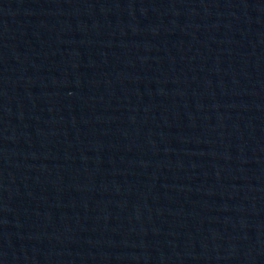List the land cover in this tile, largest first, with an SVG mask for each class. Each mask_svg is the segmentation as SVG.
<instances>
[{"label": "water", "instance_id": "obj_1", "mask_svg": "<svg viewBox=\"0 0 264 264\" xmlns=\"http://www.w3.org/2000/svg\"><path fill=\"white\" fill-rule=\"evenodd\" d=\"M223 0H0V264H187Z\"/></svg>", "mask_w": 264, "mask_h": 264}]
</instances>
